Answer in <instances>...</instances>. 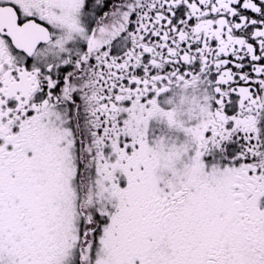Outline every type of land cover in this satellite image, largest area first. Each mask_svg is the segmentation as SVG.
Wrapping results in <instances>:
<instances>
[{
    "label": "snow or ice",
    "instance_id": "snow-or-ice-1",
    "mask_svg": "<svg viewBox=\"0 0 264 264\" xmlns=\"http://www.w3.org/2000/svg\"><path fill=\"white\" fill-rule=\"evenodd\" d=\"M0 264H264V0H0Z\"/></svg>",
    "mask_w": 264,
    "mask_h": 264
}]
</instances>
